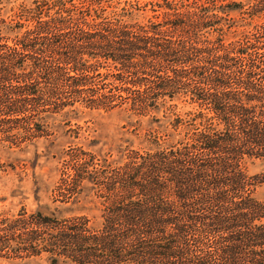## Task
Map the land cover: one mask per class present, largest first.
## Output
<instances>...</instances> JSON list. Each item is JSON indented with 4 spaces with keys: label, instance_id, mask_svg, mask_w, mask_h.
I'll return each mask as SVG.
<instances>
[{
    "label": "trees",
    "instance_id": "obj_1",
    "mask_svg": "<svg viewBox=\"0 0 264 264\" xmlns=\"http://www.w3.org/2000/svg\"><path fill=\"white\" fill-rule=\"evenodd\" d=\"M113 112L108 213L0 264H264V0H0V122Z\"/></svg>",
    "mask_w": 264,
    "mask_h": 264
},
{
    "label": "rangeland",
    "instance_id": "obj_2",
    "mask_svg": "<svg viewBox=\"0 0 264 264\" xmlns=\"http://www.w3.org/2000/svg\"><path fill=\"white\" fill-rule=\"evenodd\" d=\"M150 1L154 0H140ZM131 123L118 112L0 122V240H11L8 247H36L41 229L53 232L34 224L39 211L59 220L105 216L108 211L101 205L110 204L114 197L105 187L101 190L80 178L89 173L94 177L100 164L108 166H103L104 172L112 170L109 162L116 156V147H126L129 132L137 129V124ZM104 159L107 164L101 163ZM262 170L258 162L249 168L251 174ZM262 191L258 189L257 196L261 197ZM46 257L27 264H50Z\"/></svg>",
    "mask_w": 264,
    "mask_h": 264
}]
</instances>
